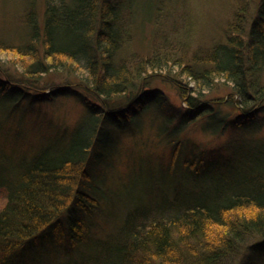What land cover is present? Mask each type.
<instances>
[{"label":"trees","instance_id":"16d2710c","mask_svg":"<svg viewBox=\"0 0 264 264\" xmlns=\"http://www.w3.org/2000/svg\"><path fill=\"white\" fill-rule=\"evenodd\" d=\"M177 3L27 7L26 41L6 46L22 57L21 74L0 70V156L27 160L0 176V264H264V0H236L223 39L196 48L166 30ZM139 21L163 29L146 51L129 46ZM59 70L63 82L50 78ZM159 78L173 83L180 103L154 86ZM221 82L230 92L210 97ZM58 97L83 105L72 126L28 107ZM193 126L237 136L202 147L186 136ZM146 129L169 162L139 147L137 159H147L148 181L162 187H148L144 205L117 212L111 196L121 139ZM32 247L38 255L28 260Z\"/></svg>","mask_w":264,"mask_h":264},{"label":"rangeland","instance_id":"374dc122","mask_svg":"<svg viewBox=\"0 0 264 264\" xmlns=\"http://www.w3.org/2000/svg\"><path fill=\"white\" fill-rule=\"evenodd\" d=\"M235 2L236 0H179L175 12L169 17L170 22L166 25V30H170L169 35L174 34L178 40H186L192 48L211 45L223 39L224 26L232 16ZM255 2L257 4V0ZM27 7H35L41 13L43 10V0H0V70L4 73L21 74V68L18 64L22 57L17 55L16 51L6 46L21 44L26 41L27 31L25 32V20H23V16L28 10ZM136 25L133 29L132 39L129 40V46L141 51L145 50L146 45L148 46L147 43H150L153 36L152 33L156 34L158 30L160 32L163 30L159 28V23L152 26L150 23L144 25L139 21ZM50 78L54 79L55 82L65 81L61 70L52 73ZM74 78L78 79V77H73L72 79ZM154 86L164 89L168 98L173 103H180L181 97L178 94V90L167 78L156 79ZM192 88L194 87L191 84V90H193ZM230 89L228 83L221 82L208 95L210 97H225L230 92ZM30 106L44 114L47 119L59 122L63 126H72L83 113V105L70 97H58L57 99L43 102L37 101L34 105L29 104L28 107ZM32 117V115L31 117L27 116V120L30 121ZM26 124H29L30 127L32 126V123L26 122ZM36 125L34 124V127ZM38 125L41 126L39 123ZM154 131L153 129L152 131L146 129L140 135L131 134L121 139L119 150L122 153L120 151V158L113 164L118 177L112 181L113 194L111 196L112 207L114 210L117 209V212L120 211V208L123 209V206L131 208L136 205H144L147 196L146 189L150 187L160 190L162 187V184L154 179L155 177H152L151 181H148L146 173L147 159L145 157H143L145 158L143 160L137 159L139 147L144 151V154L148 151L152 160L156 161L157 159L158 161L159 157H162L166 163L169 162L168 151H164L163 145L159 142V137ZM186 136H188L187 138L192 143H198L202 147H207L225 144L232 137L237 136V134L234 131L227 130L219 136H215V134L206 132L202 128L191 127L187 131ZM2 140L4 139H0V141ZM124 153L127 155L126 157ZM25 155L28 154L25 153ZM127 157H130L131 163L134 162L132 165L129 163ZM26 161L23 156L16 161L15 156L2 153L0 156V176L2 177V175L5 176L14 171L21 170ZM5 202L6 191L0 188V209L4 206ZM70 215L67 212L64 218H70ZM96 217V223H105L99 216ZM105 224L109 225V222ZM110 228L105 229L108 230ZM63 237L64 240H67L66 232L63 234ZM257 240L258 238L251 239L248 241V244ZM44 247L48 246L45 245ZM42 249V256L49 257V248ZM53 250L57 252L56 248ZM250 253L251 251L247 252V254ZM35 255H38L36 248L32 247L27 254L28 260ZM255 256L253 255V257ZM238 260L239 262H243L246 260V257L242 255Z\"/></svg>","mask_w":264,"mask_h":264},{"label":"bare ground","instance_id":"6f19581e","mask_svg":"<svg viewBox=\"0 0 264 264\" xmlns=\"http://www.w3.org/2000/svg\"><path fill=\"white\" fill-rule=\"evenodd\" d=\"M27 31V34H28V30L26 29L25 32Z\"/></svg>","mask_w":264,"mask_h":264}]
</instances>
